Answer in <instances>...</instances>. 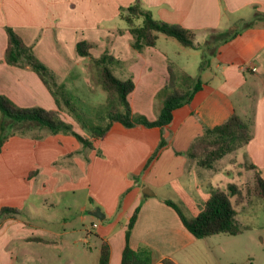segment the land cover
Here are the masks:
<instances>
[{"label":"crops","instance_id":"obj_1","mask_svg":"<svg viewBox=\"0 0 264 264\" xmlns=\"http://www.w3.org/2000/svg\"><path fill=\"white\" fill-rule=\"evenodd\" d=\"M136 1L0 0V95L21 108L58 111L76 132L73 117L59 109L33 71L7 64V28H12L53 72L64 70L68 63L64 56L76 64L88 60L78 56L79 42L92 44L94 58L110 49L109 54L122 64L123 80L131 78L135 83L128 97L133 114L150 121L160 114L162 102L158 98L169 83L171 68L175 74L185 73L175 56L188 54L186 49L193 51L191 55L204 56L207 42L217 36L229 39L238 33L228 42L210 45L213 58L200 70L203 87L189 104L174 112L173 121L163 129L125 128L114 123L105 137L92 139V149L84 148L72 135L47 134L41 140L10 135L0 152V211L13 208L21 214L25 200L32 194L47 192L54 186L65 188L67 184L58 186V175L77 177L70 187L89 190L90 209L83 210L89 212L90 221L83 227L90 228V239L97 241V264L103 244L110 248L109 264H122L127 226L137 209L131 249H150L155 258L152 264H166L167 260L184 264L182 256L204 239L194 237L166 201L174 202L187 218L194 219L213 191L227 190L229 185L245 190L244 181L254 177L255 172L264 178V0H141L158 21L193 32L198 47L186 48L171 37L159 35L154 47L142 51L133 49L129 27L113 40L115 31L104 29V23L121 19V8ZM174 40L182 48L173 49ZM196 66L195 62L192 68ZM236 98H242L240 105ZM234 114L249 122L251 141L221 159L214 169L199 168L187 155L192 144L205 130L224 124ZM162 139L166 145L152 158ZM238 157L240 161L243 157L246 171L241 185L234 178ZM61 160H70L66 169H58ZM251 165L256 169H249ZM191 203L197 213L190 217L186 211ZM252 204L244 202L238 207ZM20 214L0 218V264H16L28 244L46 240L45 232L30 228L19 219ZM262 229L264 232V226Z\"/></svg>","mask_w":264,"mask_h":264},{"label":"trees","instance_id":"obj_2","mask_svg":"<svg viewBox=\"0 0 264 264\" xmlns=\"http://www.w3.org/2000/svg\"><path fill=\"white\" fill-rule=\"evenodd\" d=\"M120 17L129 27V32L133 38L132 47L136 51H142L146 47H154L159 35L171 37L186 48H198L195 45V34L193 32L179 25L155 20L152 13L143 7L141 0H137L135 4L128 8H121ZM6 31L8 35L5 58L7 64L22 69L29 68L33 71L48 88L59 109L62 110V105L57 98L54 88L64 87L56 84L54 73L35 57L32 48L28 47L12 28H7ZM237 34L235 33L232 37H235ZM229 39H222L220 36H217L211 43L207 42L203 46L205 50L201 70L205 67L206 55L211 50L210 45L218 44L223 40L224 42H228ZM92 48L91 43L83 41L77 44L76 52L79 57L90 59L93 62V66L98 71V83L108 94V110L106 117H102L105 124L87 127L74 114L75 111L72 110L70 114L74 120L82 124L90 133L91 138H86L76 132L71 124L62 120L60 112L47 110L42 107L21 108L6 96L0 95V112L2 113V119L0 120V152L9 138L6 134L9 125L24 126L25 124H34L40 131H45L43 135L33 136L35 139H42L47 134L72 135L87 149L93 148L92 139L105 137L114 123H120L125 128L143 126L146 128L163 129L173 121L174 112L189 104L193 100L194 95L203 87V82L200 78L195 80L185 73L180 76L175 74L171 68L169 83L163 90V94L161 93L159 97L162 102L160 114L155 121H150L143 115L133 114L128 97L134 91L135 83L131 78L126 80L118 78L110 67V64L119 61L114 56L108 54V52L99 58H94L90 52ZM179 80H181V83ZM66 104L71 105L68 100ZM250 141L251 127L249 122L234 114L224 124L205 130V133L192 144L187 155L196 162L199 168L211 170L215 168L222 158L245 147ZM165 145L166 141L162 139L157 152L152 158ZM249 169L255 170L256 168L251 165ZM249 181L251 185L246 190H241L236 185H229L227 190L213 191L208 202L194 219L187 218L174 202L166 201V204L177 211L185 228L197 239H205L220 234L237 236L243 230L240 228V222L237 219L238 213L236 207L244 202H251V194L264 201V178L258 172H255V176L250 177ZM138 211L137 209L127 226V243L123 252L122 264H152L150 249L141 248L138 251H134L129 245ZM19 214L20 212L17 209L3 208L0 211V218L15 217ZM109 259L110 248L103 244L100 264H109ZM165 263L174 264L169 260L165 261Z\"/></svg>","mask_w":264,"mask_h":264},{"label":"rangeland","instance_id":"obj_3","mask_svg":"<svg viewBox=\"0 0 264 264\" xmlns=\"http://www.w3.org/2000/svg\"><path fill=\"white\" fill-rule=\"evenodd\" d=\"M154 19L157 20L155 17ZM104 29H109L111 32L115 31L116 34L113 35V40L115 36H119L120 33L118 32L128 29V25L124 20L116 18L112 22L104 23ZM173 42L176 44L172 47L173 49L175 47L182 48L177 41L174 40ZM107 43L108 40H106ZM162 45L163 43L159 42L158 46L162 48ZM109 50L102 53L108 52L109 54ZM59 51L65 52V50L60 49ZM185 52L189 53L177 54L179 57L175 56L176 59L184 67L187 75L195 80L200 78L203 82L200 75V67L204 57L202 54L191 55L193 51L190 49H186ZM208 53L206 55L205 66L209 64V59L212 60L213 58ZM64 57L68 62L64 66V70H59V68L58 72L51 70L54 73L56 84L64 87L54 88L57 98L62 105V111H66L70 116V113L74 110L75 113H73L87 127L104 125L105 122L102 117H106L108 110V94L98 83V71L93 66V62L88 59L80 64H76L72 63L66 56ZM195 62L197 66L196 68H192ZM121 65L119 61L110 64V67L118 78L123 79L124 74H122ZM179 81L181 83V80ZM163 90L161 91L162 94ZM67 100L71 105L66 104ZM240 100L236 98L239 105ZM245 100L248 102L249 99ZM1 119L2 113L0 112ZM74 122L77 131L80 132L79 134L91 138L90 133L82 124L77 123L75 120ZM6 134L8 136L20 134L33 138V136L45 134V131H40L34 124H25L24 126L9 125ZM242 161H240V157L234 161V178L239 179L234 182L239 183V185L243 183L246 173L243 157ZM69 162L70 160H61L58 169L61 167L66 169ZM58 176L60 181L58 186L67 184L65 188L62 189L54 186L53 189H49L47 192L38 195L32 194L25 200L21 208L22 212L19 219L26 222L34 230H43L46 240L45 242L28 244L26 250L19 254L16 264H97L98 262L97 241L95 238L90 239L91 237L89 236L91 234H89V230L91 229L83 227L84 223H89L90 221L89 212L86 213L83 210L84 208L90 209L89 190L86 188L70 187L73 182L77 181V177ZM250 185L249 178H246L243 185L245 190L249 189ZM250 197L253 202L251 206L236 208L238 211V221L243 233L234 237L223 234H220L219 237H217L218 235L207 237L182 256L184 264H264V232L262 231L264 226V201L252 194ZM193 204L191 203V205L187 206L189 207L187 208L188 210H185L190 217L193 213H197L192 208ZM246 226H249V229ZM151 259L153 261L155 258L152 256Z\"/></svg>","mask_w":264,"mask_h":264},{"label":"water","instance_id":"obj_4","mask_svg":"<svg viewBox=\"0 0 264 264\" xmlns=\"http://www.w3.org/2000/svg\"><path fill=\"white\" fill-rule=\"evenodd\" d=\"M144 193H146V192H144ZM98 212L101 213L100 210H98ZM95 216L100 218V219H103V216L101 217L99 214H95Z\"/></svg>","mask_w":264,"mask_h":264}]
</instances>
